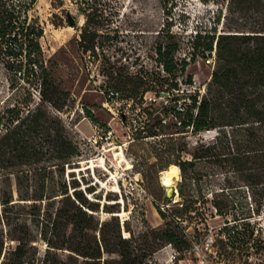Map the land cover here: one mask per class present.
I'll use <instances>...</instances> for the list:
<instances>
[{
  "label": "rangeland",
  "instance_id": "374dc122",
  "mask_svg": "<svg viewBox=\"0 0 264 264\" xmlns=\"http://www.w3.org/2000/svg\"><path fill=\"white\" fill-rule=\"evenodd\" d=\"M23 1L19 0V3ZM229 1L36 0L22 13L17 0H4V8L12 11L17 19L14 30L7 37L12 45L0 53V114L13 105L23 110L41 107L60 120L68 138L78 149V155L71 159L70 165H64L60 175L68 192L73 190L71 179L78 182V188L86 198L83 188L92 185L94 191L90 197L98 203L95 216L104 220L110 214L116 215L104 209L113 206L120 222L126 220L128 228L135 233L146 228L161 229L164 219L158 211L169 217L174 202H193L197 219L188 223L183 231L189 246L177 250L169 243L164 244L151 256L154 264L236 263L221 256L218 242L221 236L217 233L224 219L215 214L210 204L211 192L224 187L235 200L233 210L239 211L250 205L249 190L236 172L205 160L195 162V180L183 184L178 169V176L172 179L169 189L161 184L160 177L170 162L178 158L190 159L193 149L198 144L211 142L218 130L213 128L197 133L188 128L177 132L181 129L178 128V116L168 109L173 104L168 92L155 94L156 80L167 76L155 53L166 31V41L178 46L174 57L188 60L190 40L195 31L208 34L214 28L217 33L226 30L227 26L247 28L257 18L249 7L239 9L237 6L238 9L229 14ZM82 11L87 13V18ZM67 12L74 18L72 26L67 23ZM23 24L27 28L24 32L21 31ZM39 28L42 34L32 37L29 31ZM30 38L38 45V50L32 48L31 52L35 53L41 70L33 65L34 71L27 75L19 70V66L23 67L27 61L24 55ZM20 44L22 51L18 49ZM187 62L186 70L192 75L193 82L191 85L179 82V92L197 90L202 93L212 70L213 58ZM42 79L67 92V98L53 96L46 87L44 92L51 101H42ZM132 83L137 84L135 91H130ZM107 89H117L119 94L109 106L104 104ZM170 92L177 91L170 89ZM127 94L133 97L131 103ZM93 126L99 129L100 138L93 135ZM148 132L157 135L148 136ZM10 180L12 202L6 206L0 204L2 253L9 252L16 244L6 231L9 235H17L18 228L25 225L32 237L25 247L26 260L52 264L50 259L55 252L60 257V251L50 250L46 255L45 242L39 236L40 220L33 214L35 209L30 200L18 199L13 176ZM181 184L182 196L179 195ZM7 189L9 191V187ZM252 219L255 220L253 237L256 239L245 249L240 260L243 264H264V247H261L264 213L254 215ZM122 233L129 235L125 230ZM210 237L212 242L206 244ZM44 257L47 261L42 262Z\"/></svg>",
  "mask_w": 264,
  "mask_h": 264
},
{
  "label": "trees",
  "instance_id": "16d2710c",
  "mask_svg": "<svg viewBox=\"0 0 264 264\" xmlns=\"http://www.w3.org/2000/svg\"><path fill=\"white\" fill-rule=\"evenodd\" d=\"M35 1L29 0L30 5ZM3 4L4 0H0V53L12 45L7 37L14 30L17 19ZM229 4V14H233L237 6L239 9L249 7L257 18L247 28L227 26L222 32L217 33L214 28L212 33L195 31L191 36L188 60L213 58L204 91L179 92V82L191 85L193 79L186 70L188 60L174 57L178 46L166 41V31L155 53L167 76L156 80L155 94L168 92V98L173 102L168 109L178 116V128L181 129L177 132L188 128L197 133L213 128L218 130L211 142L198 144L193 149L190 159L178 158L168 167L173 165L179 169L183 184L196 179L194 166L199 160L231 169L243 180L249 190L250 205L246 208L233 210L235 200L224 187L212 191L210 199L215 214L224 219L217 233L221 236L218 238L221 256L235 264H243L242 254L256 239L252 217L264 213V0H230ZM82 13L87 18V13ZM26 30L23 24L21 31ZM29 32L34 38L42 34L41 28ZM34 38H30L24 55L26 63L19 66V70L27 75L34 71L33 65L41 70L35 53L31 52L32 48L38 50ZM18 49L22 51L21 44ZM40 84L42 101H51L44 92L46 87L53 96L67 98L68 93L56 85L44 79ZM136 85L132 83L130 91H135ZM170 89L177 92H170ZM127 95L133 99L131 94ZM86 112L92 119L89 111ZM146 135L157 134L148 132ZM77 155V146L68 138L60 120L45 109L23 110L13 105L0 114V204L6 206L12 202L10 177L13 176L18 199L30 200L35 209L33 214L40 220L39 236L45 242L46 255L50 250L60 251V257L55 252L50 259L52 264H154L151 256L164 244L169 243L177 250L189 246L183 231L188 223L197 219L191 200L174 202L169 217L158 211L164 219L161 229L146 228L135 233L128 228L126 220L122 223L113 214L99 220L95 216L98 203L90 197L94 191L92 185L83 188L89 200L75 179H71L73 190L70 193L67 184L60 180L64 165H70ZM183 184L179 187L180 196ZM105 207L107 212L118 213L113 206ZM123 230L129 235L124 236ZM17 233L9 235L6 231L16 244L4 253L0 235V264H37L34 259L25 258V247L32 240L27 227L20 226ZM262 243L261 247H264ZM45 261L47 258L44 257L42 262Z\"/></svg>",
  "mask_w": 264,
  "mask_h": 264
},
{
  "label": "built area",
  "instance_id": "2783aa9c",
  "mask_svg": "<svg viewBox=\"0 0 264 264\" xmlns=\"http://www.w3.org/2000/svg\"><path fill=\"white\" fill-rule=\"evenodd\" d=\"M17 2L19 3V0H17ZM18 6L21 8L22 13H24L25 10L28 11V9L30 8L31 5H30L29 0H25V1L21 2V3H19ZM118 95L119 94H118V92L116 90L107 89L105 91L104 104L107 105V106L112 105V103L114 102L113 100L117 99ZM128 101H129V103H131L133 101V99L129 98ZM93 133H94L93 134L94 136H97L98 138L101 137L100 133H99V129L96 126H93ZM93 141H95V138H94ZM161 209H163V208L161 207ZM211 242H212V237L209 238V241L206 244H210Z\"/></svg>",
  "mask_w": 264,
  "mask_h": 264
},
{
  "label": "bare ground",
  "instance_id": "6f19581e",
  "mask_svg": "<svg viewBox=\"0 0 264 264\" xmlns=\"http://www.w3.org/2000/svg\"><path fill=\"white\" fill-rule=\"evenodd\" d=\"M100 161L103 163V158H100ZM104 164V163H103ZM178 176V168L176 166H170L167 168V170L165 169L164 172L162 173L160 180H161V184L169 189L172 184H173V178H176Z\"/></svg>",
  "mask_w": 264,
  "mask_h": 264
},
{
  "label": "water",
  "instance_id": "95a60500",
  "mask_svg": "<svg viewBox=\"0 0 264 264\" xmlns=\"http://www.w3.org/2000/svg\"><path fill=\"white\" fill-rule=\"evenodd\" d=\"M66 16H67V23H68V25L72 26V25L74 24V18L72 17V15H71L69 12L66 13ZM160 93H161V94H167V93H165V92H160ZM166 195L168 196L169 193L166 192ZM116 215H117V214H116Z\"/></svg>",
  "mask_w": 264,
  "mask_h": 264
}]
</instances>
